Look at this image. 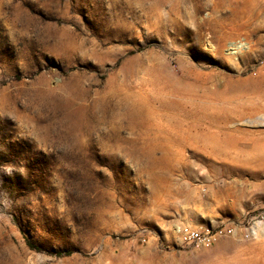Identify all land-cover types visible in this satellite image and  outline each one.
<instances>
[{"label":"rangeland","instance_id":"1","mask_svg":"<svg viewBox=\"0 0 264 264\" xmlns=\"http://www.w3.org/2000/svg\"><path fill=\"white\" fill-rule=\"evenodd\" d=\"M263 212L264 0H0V264H264Z\"/></svg>","mask_w":264,"mask_h":264},{"label":"built area","instance_id":"2","mask_svg":"<svg viewBox=\"0 0 264 264\" xmlns=\"http://www.w3.org/2000/svg\"><path fill=\"white\" fill-rule=\"evenodd\" d=\"M261 220H264V212L260 215ZM172 241L174 243H182L194 248H202L211 246L218 240L225 237H233L236 235V229L229 226H211V225H174L171 229ZM255 228L248 229L242 233L244 239L255 238L257 234ZM145 240V239H144Z\"/></svg>","mask_w":264,"mask_h":264},{"label":"bare ground","instance_id":"3","mask_svg":"<svg viewBox=\"0 0 264 264\" xmlns=\"http://www.w3.org/2000/svg\"><path fill=\"white\" fill-rule=\"evenodd\" d=\"M227 46L230 55H235L236 53L241 51L244 47H246L244 42H237V41H230L227 43Z\"/></svg>","mask_w":264,"mask_h":264}]
</instances>
